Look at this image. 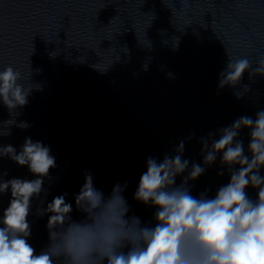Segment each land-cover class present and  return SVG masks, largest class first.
I'll use <instances>...</instances> for the list:
<instances>
[{
    "label": "water",
    "instance_id": "water-1",
    "mask_svg": "<svg viewBox=\"0 0 264 264\" xmlns=\"http://www.w3.org/2000/svg\"><path fill=\"white\" fill-rule=\"evenodd\" d=\"M229 56L248 57L253 75L221 88ZM261 60L264 0H0V69L11 64L26 83L31 68L42 86L22 108L10 111L0 101V146L19 151L31 137L56 158L47 193L32 201L28 243L37 253L47 247L48 215L38 209L57 195L72 202L73 219L85 215L75 195L86 172L106 195L127 182L128 215L154 223V209L134 199L147 158L162 160L184 140L190 166L202 164V137L210 141V133L264 109V76L255 74ZM238 139L247 153L249 130ZM221 167L218 156L192 182V194L214 196L230 179L227 168L218 174ZM14 177L34 178L0 156V180ZM246 191L257 197L253 187ZM10 199V191L0 193V215Z\"/></svg>",
    "mask_w": 264,
    "mask_h": 264
},
{
    "label": "clouds",
    "instance_id": "clouds-1",
    "mask_svg": "<svg viewBox=\"0 0 264 264\" xmlns=\"http://www.w3.org/2000/svg\"><path fill=\"white\" fill-rule=\"evenodd\" d=\"M178 43L177 39L174 46ZM251 65L246 56H229L219 87L235 88L246 71L253 75ZM31 71L25 83L22 72L11 64L0 69V101L10 111L22 108L32 91L41 89L31 80ZM255 74L264 76V60ZM18 126L29 125L21 121ZM241 129L249 130L247 153L238 139ZM209 136L210 141L201 138L202 164L193 161L190 166L184 157V140L162 160L147 158L134 199L154 209V223L128 215L127 182L116 183L106 195L94 185L91 172H86L75 195L77 209L85 214L81 219L71 217L73 204L66 202V194L38 209L41 216L48 215L49 231V243L38 253L28 243L27 217L33 199L47 193L44 181L50 177L49 169L56 167V158L48 145L31 137L25 138L19 151L12 144L0 146V156L27 166L34 177L0 180V193L11 192L0 215V264H264V175L260 172L264 168V109L255 117L242 115ZM218 156L222 166L218 174L227 168L229 181L214 196L207 189L193 195L192 182ZM178 176L182 177L179 184ZM249 186L258 191L255 199L246 191Z\"/></svg>",
    "mask_w": 264,
    "mask_h": 264
}]
</instances>
